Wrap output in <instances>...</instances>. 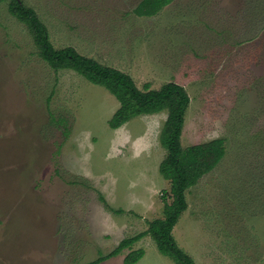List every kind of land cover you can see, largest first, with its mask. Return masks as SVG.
Listing matches in <instances>:
<instances>
[{
  "label": "rangeland",
  "instance_id": "obj_1",
  "mask_svg": "<svg viewBox=\"0 0 264 264\" xmlns=\"http://www.w3.org/2000/svg\"><path fill=\"white\" fill-rule=\"evenodd\" d=\"M24 1L56 47L140 88H186L183 146L224 136L226 153L186 191L174 236L198 264H264V0H173L150 16L135 12L141 0ZM119 105L105 86L51 67L0 2V264H85L165 216L168 109L112 128ZM138 248L132 264H175L150 234L98 264H127Z\"/></svg>",
  "mask_w": 264,
  "mask_h": 264
},
{
  "label": "trees",
  "instance_id": "obj_2",
  "mask_svg": "<svg viewBox=\"0 0 264 264\" xmlns=\"http://www.w3.org/2000/svg\"><path fill=\"white\" fill-rule=\"evenodd\" d=\"M3 1L8 2L9 12L27 25L38 54L51 67L55 70L73 69L115 94L120 105L109 120L112 128H118L136 116L168 109V118L161 134V142L167 149V154L160 164V170L165 178L171 180L170 191L173 200L171 202L167 200L166 190L162 193L165 216L150 220L147 229L124 237L107 255H101L85 264H98L103 259L116 256L147 234L155 239L159 250L170 256L175 264H198L194 257L179 245L173 228L188 207L186 191L214 169L224 157L226 153L224 136L183 146L182 133L190 103V95L183 85L169 81L160 88H151L149 83L145 84V88H140L131 74L83 54L74 46L56 47L51 40L48 26L36 8L24 0H0ZM172 1L141 0L135 12L139 15H154ZM101 199L108 208H111L103 195ZM144 254L143 248L133 249L125 256V262L135 263Z\"/></svg>",
  "mask_w": 264,
  "mask_h": 264
},
{
  "label": "crops",
  "instance_id": "obj_3",
  "mask_svg": "<svg viewBox=\"0 0 264 264\" xmlns=\"http://www.w3.org/2000/svg\"><path fill=\"white\" fill-rule=\"evenodd\" d=\"M127 158H128V157H126V160H127ZM127 162H128V161H127ZM161 162H162V161H161ZM161 162H160V164H161ZM159 169H160V165H159ZM165 179H166V178H165Z\"/></svg>",
  "mask_w": 264,
  "mask_h": 264
}]
</instances>
